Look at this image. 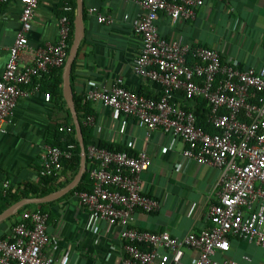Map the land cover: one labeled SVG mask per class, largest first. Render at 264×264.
<instances>
[{"label":"built area","instance_id":"2783aa9c","mask_svg":"<svg viewBox=\"0 0 264 264\" xmlns=\"http://www.w3.org/2000/svg\"><path fill=\"white\" fill-rule=\"evenodd\" d=\"M11 1L0 0V5ZM117 1L133 2L141 11L122 17L140 40L131 70L135 77L154 84L159 94L155 97L132 91L118 75L109 85L92 84L83 94V102L100 103L148 131L159 128L179 138L183 143L180 167L193 160L221 171L218 199L209 207V225L198 232L174 237L168 231L136 228V211L159 209V201L141 188L140 175L150 167L151 158L145 152L132 155L97 144H89L85 152L92 190L75 191L73 196L88 212L89 222H103L116 231L122 250L120 264H239L215 254L229 250L231 237L264 246V62L258 69L242 68L235 59L223 62L215 48L189 44L180 34L172 40L160 35L156 24L159 13L173 22L192 21L205 0ZM18 2L19 27L0 74V130L11 119L18 98L41 91L34 79L61 68L69 51L71 6L63 0L56 41L38 47L34 61L21 66L20 55L28 47V33L40 0ZM87 13L99 23L113 22L110 14L96 6L89 7ZM50 99V93L45 92L44 100ZM197 99L206 102V120L214 132L197 124ZM93 123V115L83 118L84 125ZM72 148V144L66 148L44 145L38 177H57L62 160L72 156ZM9 187L8 179H0V197ZM49 218L46 211H22L0 236V264H68L67 252L60 257L48 252L52 242L47 232ZM185 250L195 252L196 258L185 262Z\"/></svg>","mask_w":264,"mask_h":264},{"label":"crops","instance_id":"0c3cea01","mask_svg":"<svg viewBox=\"0 0 264 264\" xmlns=\"http://www.w3.org/2000/svg\"><path fill=\"white\" fill-rule=\"evenodd\" d=\"M59 1L40 0L28 33V47L20 55L21 66L34 61L38 47L56 41ZM84 4V42L75 58L71 85L74 93L83 96L92 84L109 85L119 75L130 90L158 96L154 84L135 77L131 70L140 40L122 17L125 13L138 15L140 9L130 1L84 0ZM91 6L110 14L113 22L99 23L87 13ZM19 14L18 0L0 5V74L19 27ZM195 15L192 21L173 22L161 12L156 20L158 32L168 40L180 34L189 44L215 48L223 62L235 59L242 68L258 69L264 62V0H205ZM41 86V91L18 98L11 119L1 127L0 179L11 183L36 181L42 148L51 145L47 141L50 126L66 122L63 73L62 97L51 95L50 101H45L44 93L48 91L42 89L46 86L42 80ZM89 104V114L94 117L90 125L94 141L132 155L145 152L151 158L150 167L140 175L141 188L144 194L159 201V209L151 213L136 211L133 225L149 231H168L174 237L198 232L209 225L207 213L218 199L221 171L193 160L180 167L183 143L179 138L164 134L159 128L148 131L141 123L100 103ZM71 174L61 172L55 182L65 183ZM45 209L50 215L49 253L60 257L67 252L68 264H74L77 259V264H120L122 250L116 231L103 222L96 225L89 222L88 212L72 194L63 195ZM10 224L9 221L0 224V236L7 233ZM196 256L195 252L185 250L184 261L191 262ZM215 257L232 259L239 264H264V246L244 238H230L229 250L216 253Z\"/></svg>","mask_w":264,"mask_h":264},{"label":"trees","instance_id":"16d2710c","mask_svg":"<svg viewBox=\"0 0 264 264\" xmlns=\"http://www.w3.org/2000/svg\"><path fill=\"white\" fill-rule=\"evenodd\" d=\"M68 3L71 6V11L68 12V17H69L70 26H71L69 40H68V44L70 47L72 38H73V20H74L75 10H76V0H68ZM62 5H63V0H60L59 1V10H60L59 15H61ZM82 5H83V9H82L83 20H84L86 17V6L84 4V0H82ZM83 42L84 40L81 41L77 54H79ZM75 65H76V59L72 64V69L70 73L71 85H72ZM62 73H63V67L56 68V69L51 70L47 74L39 75L34 80L36 81V79L39 78L38 83L40 84V87H43L41 86V80H42L43 84L45 83L46 85L45 88H42V89H45L44 91H48L50 95L56 96V97H59V96L62 97V94H61ZM73 101H74V106H75V110L77 113V117L80 122L81 138H82V141L85 147V151L89 144H97L98 146L106 147L108 149L120 150V149L112 147L109 144H105L99 141L96 142L93 140L92 127L83 124V118L87 114L91 113L89 102L87 101L83 102V96H77L74 93V91H73ZM62 102H63L62 104L65 105V102L64 101ZM64 110L66 112V122L53 123L50 126V130H48L49 133H48L47 141L51 145H55L60 148H66L68 144L73 145L72 156L69 159L62 160V168H61V172L65 173L66 171H70L72 174L66 180L65 183H61V184H58L55 182V180L57 179L56 176H39L37 177L36 181H26V182H16V183L10 182V187L7 190V193L4 196L0 197V213H2L10 205L14 204L15 202L19 200L42 197L44 195H47L53 191H56L62 188L66 183L71 181L73 177L75 176V174L77 173L78 168H79V162H80V148H79V143L77 140V133H76L74 124L72 122V116L70 114L68 107H65ZM207 112H208V107H207L206 102L202 99H197L196 105H195L197 124L205 128L209 132H214V130L212 129V127H210V125L208 124L206 120ZM59 127H61V129H59ZM68 128H71L70 132L67 131ZM85 166H86V170L81 175L78 184L72 190L66 193L64 196H68L70 194L73 195L75 191L90 192L92 190V182L89 178V174L87 170L89 165H88V161L86 157H85ZM38 170H39V167L37 168V171ZM53 203L54 201L47 202V203L24 205L20 209L16 210L7 219H5L2 223H6L9 221L11 225H13L16 222L17 216L22 211L27 210V209H38L40 211H45L46 210L45 206L51 205ZM231 238H237V237H231Z\"/></svg>","mask_w":264,"mask_h":264},{"label":"water","instance_id":"95a60500","mask_svg":"<svg viewBox=\"0 0 264 264\" xmlns=\"http://www.w3.org/2000/svg\"><path fill=\"white\" fill-rule=\"evenodd\" d=\"M83 5L82 0H76V10L75 16L73 20V38L69 48L68 56L65 61L63 67V97L67 104V107L70 111L72 116L73 124L76 129L77 133V140L79 143L80 148V162L79 168L73 179L68 182L62 188L53 191L47 195L38 198H28L23 199L15 202L14 204L10 205L7 209H5L2 213H0V222L7 219L11 216L16 210L20 209L22 206L27 204H38V203H46L57 200L58 198L62 197L70 190H72L79 182L81 175L85 172V147L81 138V129H80V122L77 117V113L74 106L73 101V90L70 82V73L72 69V64L77 56L78 48L80 42L84 36V23H83Z\"/></svg>","mask_w":264,"mask_h":264}]
</instances>
